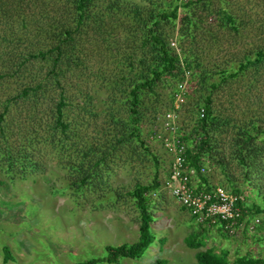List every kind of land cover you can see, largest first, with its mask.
I'll return each instance as SVG.
<instances>
[{"label": "rangeland", "instance_id": "1", "mask_svg": "<svg viewBox=\"0 0 264 264\" xmlns=\"http://www.w3.org/2000/svg\"><path fill=\"white\" fill-rule=\"evenodd\" d=\"M6 1L2 8L4 17L0 13V49H17L23 54L41 49L45 51L63 38L61 31L64 28L75 29L77 16L72 0H43L40 3L27 0L30 8L23 4V0ZM112 1L90 2L96 20L84 21L74 31L73 42L62 45L63 52L68 54L71 46H74L77 59L71 58L75 60L66 67L63 57L59 65L65 72L64 78L71 82V92L76 100L79 98L75 93L77 89L86 88L93 97L90 105L98 115L96 120L79 128V134L80 138H94L95 143H99L97 139L100 140L101 135L110 136L106 132L112 129V125L106 121L108 104L104 102L109 91L100 90L99 86L103 75L109 76L112 70L115 73L126 52L133 50L138 55L141 53V26L134 27L130 10L140 11L143 17L151 15L154 18L160 10L170 11L177 6L178 19L173 25L174 30L172 24L167 22L162 25L163 31L169 46L179 55H183V52L194 54L199 64L198 69H193L196 76L203 71L211 76L219 68L236 69L245 56L253 58L257 50L264 49V0H203L186 9L182 5L187 0H120V7L115 13L107 8ZM221 9L234 16L236 31L222 26L218 18ZM185 15L190 16L195 25L192 23L189 27L181 22ZM23 20L26 27L22 26ZM32 23H38L39 30L33 28ZM8 53V58L13 57ZM31 62L29 71L24 72L23 76H29L37 67H43V70L33 73L37 75L35 78H25L20 87L40 81L46 84L48 92L36 98L35 108H32L35 105L32 99H22L10 105L6 132L8 139L4 142L12 151L22 150L36 165V170L27 169L20 177L18 173L22 168L16 164L18 170L9 177L5 166L0 167V264H76L105 257L106 246L136 243L139 238V211L129 192L136 184L145 187L154 179L159 183L158 190L149 195L154 241L139 259H119L115 264H151L156 260H166L169 264H195V254L206 248H212L218 254L225 252L228 263L246 253L264 259V225L251 232L240 228L235 236L220 233L219 228L197 226L174 201L169 189L165 188L173 158L167 151L168 147L157 137L162 134L172 138L177 135L176 132L186 138L191 137L192 127L199 118L192 86L189 85L194 90L191 96L178 109L173 122L168 123L173 127L168 130L172 133L169 135L164 133L163 127L170 112L169 106H173V101L170 102V85L167 86L165 82L155 85L154 94L145 100L144 116L139 124L142 146L135 142L132 143L133 148L128 145L116 148L108 159L107 168L103 167L100 171L104 172L102 182L95 183L94 191L87 187L77 195L72 193L70 185L77 174L66 169L70 159L76 158L68 156L70 151H58L55 144H48L49 128L53 125V107L57 101L56 92L50 86L51 76L46 73L50 61ZM76 63L79 65L75 66ZM79 75L87 80L78 79ZM99 75L102 77L99 78ZM214 75L204 83L206 90H198L197 95L202 98L208 95L210 90L207 86L217 82L218 87L211 91V98L212 108L220 117H228L238 123L255 113H264V63L224 83H220L219 75ZM196 76L187 73L184 85L188 87L190 81L198 87ZM2 81L5 84L0 88V101L16 94V87L19 86L11 77ZM33 119L41 122L40 129L35 132L28 124V120ZM229 139L230 133L218 138V156L225 163L229 162L226 172L238 180V187L248 199L245 204L250 208L251 203H260V196H256L255 188L243 185L237 169L231 164L227 144ZM54 141L58 143V136ZM78 161L73 164L76 166ZM202 165L207 167L203 177L210 186L218 185L229 190L218 167L209 166L206 162ZM261 180L264 187V178ZM193 182L200 186L202 181L196 177ZM258 217L264 222L263 215ZM189 236L201 237L204 246L198 250L188 248L185 239ZM4 249L8 251L6 256ZM4 256L7 257L6 261Z\"/></svg>", "mask_w": 264, "mask_h": 264}, {"label": "trees", "instance_id": "2", "mask_svg": "<svg viewBox=\"0 0 264 264\" xmlns=\"http://www.w3.org/2000/svg\"><path fill=\"white\" fill-rule=\"evenodd\" d=\"M37 3L43 0H36ZM92 0H72L71 4L76 10L77 16L74 23L75 29L66 27L61 31L62 37L59 39L57 45L48 48L47 50L29 51L27 53L18 52L19 50L6 51L0 49V88H3L6 78H13L17 83L16 94L8 95L4 101H0V167L5 166L6 174L10 177L15 170H18L16 164L21 165V170L18 173L20 177H23L27 169L34 168L36 165L29 159V157L23 153L22 150L12 151V149L4 142L8 139L6 132L7 116L10 110V105L16 103L19 100H33L32 108L36 106V98L39 95H43L48 92L46 84L44 82H36L35 84H28L20 87V83L27 77H36L35 72L43 70V67H37L33 73L29 76H23L24 72L29 71V65L31 61L38 60V62H49V69L46 71L47 75L51 76V88L56 92L57 101L53 107V125L49 128V145H56L58 151H70L68 156L79 159L75 166L73 163L76 160L70 159L69 163L65 166L69 172L75 171L77 176L71 181L72 193L79 195L87 187L94 191L95 183L102 182L103 174L102 168H107L109 157L113 156L115 150L124 145H128L131 148L134 147L132 143L138 142L142 146L143 141L140 139L139 127L141 119L144 116V104L145 100L154 94V86L161 82H165L166 85H170V102L174 100V95L178 91V87L185 82V75L189 73L190 76H196L197 73L193 69H198L199 64L194 54H187L183 52V55L172 49L169 46L167 36L163 31L164 23H171L174 30L176 20L178 19L177 10L178 7L174 6L170 11L160 10V13L153 18L148 15L143 17L140 11H131L130 18L135 25L141 26V53L138 55L136 51L131 50L126 52L123 59L119 61V67H116L115 73L113 70L106 76L105 74L99 75L101 79L100 90L106 89L109 91L107 99L108 106L106 108V121L112 125L111 131L106 132L109 135H101L100 140L97 142L88 140L85 137H81L79 134V128L86 126L89 121L96 120V116L91 107L92 95L87 90L77 89L75 93L79 98L71 92V82L64 78L65 72L60 68V62L62 58H65L66 67L70 62L77 59L76 48L71 46L69 54L63 52L62 45L71 44L73 42L74 31L83 25L84 21L90 20L96 17L93 16L91 11ZM111 1V0H110ZM203 0H187L182 5L183 9L194 5L196 2H202ZM8 1L0 0V13L3 14L2 8ZM120 0H113L107 8L109 11L115 13L119 9ZM123 3V2H122ZM23 4L30 8L27 0H23ZM206 5V3H205ZM207 6V5H206ZM205 6V7H206ZM218 18L223 27H230V29L236 31L235 26L236 19L229 14L225 9L218 11ZM24 21V20H23ZM22 23L23 27L27 24ZM181 22L189 27L195 25L192 22L190 16L185 15L182 17ZM31 23V22H30ZM33 28L39 30L38 23H32ZM163 25V26H162ZM78 30V29H77ZM182 30V29H181ZM189 31V29H188ZM189 33V32H187ZM180 38L182 36H179ZM6 43V39H2ZM9 52V53H8ZM10 54L13 57L8 58ZM192 53V52H191ZM3 57V58H2ZM5 58V59H4ZM75 58V59H71ZM4 61V62H3ZM4 63V66L2 64ZM264 63V49H259L255 52L254 57L245 56L244 61L240 62L238 68H224L217 69L213 75L206 71L201 72L196 76L198 81L196 82L198 87L194 83H188V87L184 86L186 99L191 96V92L194 91L195 109H200L204 112L202 119H197L193 125L192 135L190 138L180 135L178 136L187 146L185 157L189 166L195 168L196 172L201 168L202 163H209V166L218 167L223 173L229 191L238 196L243 194L238 187V180L230 175V172H226V162L222 160L218 154L220 149L217 147L218 138L224 134L230 133V139L228 144L229 156L232 158V163L237 169V173L241 178L243 185L255 188L256 196H260V203H251L249 208L248 204H245L246 209L243 210V215L240 221L245 218L251 219L254 217L259 218V215L264 216V187L262 186V180L264 178V113L258 112L253 116L247 117L246 120H242L238 123L233 122L230 118H222L217 114L216 110L212 108L211 91L217 89V82L210 83L207 86L210 92L203 98L198 97L197 91H205L204 83L208 82L211 77L219 75L221 82L226 80L235 79L239 74L244 73L251 67L257 68ZM76 63L75 66H78ZM123 67V68H122ZM233 69V71H232ZM231 71V72H229ZM84 75V74H83ZM83 75L77 76L78 79L87 80ZM33 78V79H34ZM45 78V76H44ZM63 79V80H61ZM2 81V82H1ZM192 85H191V84ZM173 85V86H172ZM187 85V84H186ZM192 86V89L191 87ZM198 88V89H197ZM172 106H169L171 109ZM193 109L190 110L192 112ZM216 111V112H215ZM264 112V109H263ZM216 114V115H214ZM38 119L28 120L30 129H40L41 122ZM118 129V130H117ZM58 136V143L54 139ZM7 137V138H6ZM260 138V139H259ZM35 139V137L33 138ZM92 141V142H91ZM56 142V143H55ZM59 144V145H58ZM97 144V145H96ZM117 148V149H116ZM207 168V167H206ZM3 169V168H2ZM107 172V170H105ZM254 175V178L252 177ZM197 178L202 181L200 183L206 187H211L205 177L197 174ZM12 177V176H11ZM258 180V182H254ZM1 184H3L1 182ZM159 183L154 179L150 185L142 187L136 184L132 191L129 192L130 197L134 200V204L139 211V238L138 241L131 245H121L117 247L106 246L105 257L99 259H92L86 262H78L76 264H115L119 259L137 260L139 259L145 250L152 245L154 241V235L151 232V223L153 220L152 209L150 206L149 195L158 190ZM199 189V188H198ZM250 192V191H249ZM253 193V192H252ZM244 201H247L246 195H244ZM247 199V200H246ZM251 200V199H250ZM245 203V202H244ZM181 209H183L181 207ZM184 210V209H183ZM188 214V213H187ZM260 220V218H259ZM264 225L263 220L259 222V226ZM218 230V229H217ZM216 230V231H217ZM221 233V229L218 230ZM185 243L188 248L198 250L204 246L201 237L189 236L185 239ZM5 256L8 255V251L4 249ZM4 256V261L7 257ZM225 252L218 254L215 253L212 248H206L203 251H199L195 254V264H264V259L260 257H254L250 253H246L241 256H237L232 263H228ZM151 264H169L166 260H156Z\"/></svg>", "mask_w": 264, "mask_h": 264}, {"label": "built area", "instance_id": "3", "mask_svg": "<svg viewBox=\"0 0 264 264\" xmlns=\"http://www.w3.org/2000/svg\"><path fill=\"white\" fill-rule=\"evenodd\" d=\"M184 86L183 84L178 87V91L174 95L173 106L166 115L167 121L163 131L169 135L172 133L168 130L173 129V127L172 124L169 125L168 123L173 122L174 115L177 114L178 109L186 99ZM198 116V119L204 117L202 109L198 111ZM176 134L172 138L164 137L162 134L157 137L165 147H168L167 151L173 158L164 185L166 189H169L174 201L188 213L197 226L208 229L219 228L230 236H235L240 228H244L247 232L254 231L259 225V218L254 217L248 220L245 218L240 221L243 210L246 209L244 196L233 194L222 186L216 185L208 188L202 185L198 187L193 182L197 174L204 176L207 173V168L201 166L196 172L195 168L188 165L185 157L187 146L177 132Z\"/></svg>", "mask_w": 264, "mask_h": 264}]
</instances>
